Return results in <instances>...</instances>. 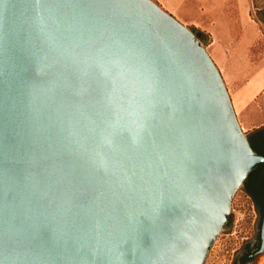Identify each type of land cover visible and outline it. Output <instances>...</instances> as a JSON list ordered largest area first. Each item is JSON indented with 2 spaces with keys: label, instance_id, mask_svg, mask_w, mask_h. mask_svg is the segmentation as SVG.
I'll return each mask as SVG.
<instances>
[{
  "label": "water",
  "instance_id": "1",
  "mask_svg": "<svg viewBox=\"0 0 264 264\" xmlns=\"http://www.w3.org/2000/svg\"><path fill=\"white\" fill-rule=\"evenodd\" d=\"M195 32L152 0H0V264H204L244 185L234 264L264 254V155Z\"/></svg>",
  "mask_w": 264,
  "mask_h": 264
},
{
  "label": "rangeland",
  "instance_id": "2",
  "mask_svg": "<svg viewBox=\"0 0 264 264\" xmlns=\"http://www.w3.org/2000/svg\"><path fill=\"white\" fill-rule=\"evenodd\" d=\"M240 1L242 12L229 21L236 31L242 29L248 42H243L245 37L240 35L215 36L210 45L204 27L182 24L196 31V38L219 70L242 132L251 134L264 128V0ZM259 216L248 186L239 187L231 199L224 229L216 235L204 264H234L235 255L244 251V245L256 240ZM255 264H264V254Z\"/></svg>",
  "mask_w": 264,
  "mask_h": 264
},
{
  "label": "crops",
  "instance_id": "3",
  "mask_svg": "<svg viewBox=\"0 0 264 264\" xmlns=\"http://www.w3.org/2000/svg\"><path fill=\"white\" fill-rule=\"evenodd\" d=\"M154 2L181 23L204 27L209 33L210 45L215 36L240 35L243 38L246 35L242 34L241 28L236 31V26L231 25L229 21L242 12L240 0H154ZM247 40L245 37L242 41L248 42Z\"/></svg>",
  "mask_w": 264,
  "mask_h": 264
},
{
  "label": "flooded vegetation",
  "instance_id": "4",
  "mask_svg": "<svg viewBox=\"0 0 264 264\" xmlns=\"http://www.w3.org/2000/svg\"><path fill=\"white\" fill-rule=\"evenodd\" d=\"M263 19H264V17H263ZM262 129H264V128H262ZM262 129H259V130H257V131H255V132H253V133H251V134H248V140H249V143H250V141H253V143L255 144V140H256V137H257V135H258V133H259V131H261ZM251 172H253V171H251ZM251 172H249V174H248V176H247V179H246V181L244 182L245 184H248V185H250V186H252V185H256L257 184V175H253L254 177H251L252 175V173ZM257 245L256 246H252L251 248H249V249H247V252H246V254H245V261L246 262H248L250 259H249V256L252 254V253H254L258 248H259V245H260V238H259V240H258V242L256 243Z\"/></svg>",
  "mask_w": 264,
  "mask_h": 264
},
{
  "label": "trees",
  "instance_id": "5",
  "mask_svg": "<svg viewBox=\"0 0 264 264\" xmlns=\"http://www.w3.org/2000/svg\"><path fill=\"white\" fill-rule=\"evenodd\" d=\"M255 141H256L255 144L253 143V141H250V145H251L252 149L257 154L264 155V129L259 131ZM263 168H264V164H261V163L258 164L253 170H251L253 172L250 171L252 173L251 177H254L253 175H257L258 176L259 170H261Z\"/></svg>",
  "mask_w": 264,
  "mask_h": 264
},
{
  "label": "bare ground",
  "instance_id": "6",
  "mask_svg": "<svg viewBox=\"0 0 264 264\" xmlns=\"http://www.w3.org/2000/svg\"><path fill=\"white\" fill-rule=\"evenodd\" d=\"M236 33H237V32H236ZM257 260H258V259H257ZM259 261H260V260H259ZM259 261H258V262H259Z\"/></svg>",
  "mask_w": 264,
  "mask_h": 264
}]
</instances>
